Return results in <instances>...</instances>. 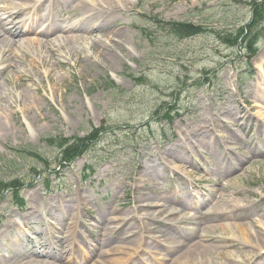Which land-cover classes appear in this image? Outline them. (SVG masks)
<instances>
[{"label":"rangeland","instance_id":"374dc122","mask_svg":"<svg viewBox=\"0 0 264 264\" xmlns=\"http://www.w3.org/2000/svg\"><path fill=\"white\" fill-rule=\"evenodd\" d=\"M259 1L125 0L106 14L111 17L108 25L113 34L106 35L107 39L96 33L89 36L90 42H105L107 51L104 52L114 56L112 61L101 62L100 58L98 65L91 62L84 66L81 59L86 55L82 52L75 65L68 61L51 73L50 81H41L38 93L31 94L36 100L45 96L39 100V117L31 112L32 121L25 122L21 112L16 110L21 123L0 133V180L8 182L11 177L20 178L25 185L20 197L24 205L27 204L26 208H40L51 222L52 218L66 219L60 225L58 222L61 220L55 222L58 229L62 227V232H54L55 229L51 228L54 235L41 238L51 244L61 241L78 214L82 222L78 229L87 236L86 229L93 225L92 217L102 214L107 216L103 217L107 221L106 218L109 220L116 214L126 215V212L133 211L136 199L138 204L160 202L163 191L170 190L169 172L161 162L164 159L170 161L166 164L169 167L174 162L178 163L182 157L180 147L191 139L188 131L201 128V136L207 139L210 129L217 127L213 122L214 113L230 111L228 114H236V102L254 104L264 81V36L255 55L228 48L224 41L235 39L237 27L251 21V4ZM72 2L57 5L55 14H65L70 8H75V2ZM153 17L166 24L183 22L199 25L205 31L193 38L179 39L157 27ZM112 36L117 42L109 39ZM8 65L15 66L9 61ZM6 76L19 77L14 71ZM0 83L10 88L3 76H0ZM256 110L264 116V111L258 106ZM166 115L172 117L170 123L164 119ZM246 119L248 115L243 120L248 124ZM101 126L106 132L89 154L77 160L61 180L53 182L52 187L56 189L51 193L44 192L42 181L34 177L30 169L34 162L28 159L19 169L10 163L13 152L26 146H33L52 161L56 153L42 144L48 136L83 137L92 127ZM259 128L250 135L236 132L239 140L227 136L228 144L232 143L227 144V149L217 144L203 154L205 159L197 158L192 164L199 178L214 176L220 180L231 174L229 163L239 162L241 167L236 165V170L233 169L231 183L226 190L219 192L227 201L234 199L251 205L248 212L236 217V222L256 234L257 227L250 223L253 221L264 226V158L259 156L264 154V134ZM175 147L179 148L176 150ZM110 155L113 157L106 159ZM99 160L102 161L96 165L95 161ZM92 164L96 165L93 173L84 171L85 166ZM152 165L157 169L153 171ZM235 192L239 196H235ZM10 196L6 195L0 202V215L3 216L0 217V228H7L8 218L12 221L23 216L24 211L19 212L12 206ZM137 202L136 206H139ZM22 209L25 210V206ZM114 210L118 211L115 216ZM143 211L139 214L156 217L159 213L155 209ZM38 220L39 217H33L27 224L39 225ZM137 224L132 229H136ZM202 224L200 222L199 228L195 229L197 236L188 239V245L200 246L196 249L204 251L214 264H234L227 259L229 254L243 255V250H251L243 244L225 246L230 232L237 235L240 234L238 230L222 233L218 227L211 229L213 225L209 221ZM12 227V233L0 238V252L2 246L9 245L11 234H16L20 242L25 240L23 229ZM155 228L158 225L153 230ZM204 228L205 231L207 228L210 230L207 235ZM214 236L216 238L212 240ZM116 238L117 241L111 240L106 244L112 251L102 257L108 264H112L111 259L125 260V254L136 251V238L124 234ZM28 244L30 247L35 245L31 241ZM2 256L0 264H15ZM150 257L145 256V261ZM134 258H137L136 254ZM132 259L129 257L127 264ZM98 261L95 253L87 264H99ZM249 263L244 260L242 264Z\"/></svg>","mask_w":264,"mask_h":264},{"label":"bare ground","instance_id":"6f19581e","mask_svg":"<svg viewBox=\"0 0 264 264\" xmlns=\"http://www.w3.org/2000/svg\"><path fill=\"white\" fill-rule=\"evenodd\" d=\"M51 1L59 2L60 0ZM49 2L50 0H0V76H3L5 83L10 86V88L7 89L5 85L0 83V133L10 129L12 125L21 123L20 116L16 110L21 112L22 119L25 122L32 121L31 112L35 114L36 118L39 117L37 114V110L40 107L39 100H43L45 96L36 100L31 94L33 93L36 95L38 93L42 85V80H51V73L55 69H59L61 66L66 65L68 61L73 62L74 65L79 62L80 54L85 47H88L89 50H93L94 48L95 51L93 52L94 57L90 55L83 56L81 61L84 66L91 64L95 59L98 60V63L100 58L101 62L105 60L109 63L112 61V58H114L113 55L104 52L107 51L104 46L105 42H89L90 39L88 36L92 33H96L104 39L106 35H112L113 33L108 25L111 17L104 16V11L108 9L111 10L112 8L115 9L116 5L122 4L125 0H77V12L73 10V12H75L74 17L76 18L74 20H67L66 22L52 20V16L48 11H41ZM35 34L39 39H30L27 37L29 35L35 36ZM116 34L120 35L119 33ZM8 61L15 64L14 68L8 65ZM98 63L94 64L98 65ZM11 71H14L15 74L19 76L18 79L6 76V74ZM81 74H83V70ZM59 81L61 82L62 79L59 78ZM262 95H264V81L261 83L256 96L259 100H262ZM260 110L264 111V108L260 107ZM229 112L230 111H226V114ZM252 116L257 118L259 122L264 123V116H262L259 111L256 110ZM8 120L12 122H8ZM201 132V128H195L188 131L187 134L191 139H194L195 137H202ZM178 148L179 147H175L174 149L177 150ZM180 150H183V147H180ZM240 162L244 163L242 160H240ZM151 168L153 171L157 169L155 165H152ZM234 195L239 196L237 192H235ZM163 201H171L174 204L179 203L177 197L170 194H168ZM242 202L238 203V201L236 202L234 199L226 201L220 210H215L213 213L216 220L219 218L229 219L233 215L229 220L235 221V223L218 225V227L222 232L227 230H238L240 234L235 235L234 232H230L227 240L241 243L245 245V247L251 249L247 251L243 250V255L240 256L229 254L227 259L234 264H242V260L249 262L252 261L253 258H256L255 261L257 264H264V259L262 258L264 256V226L256 222L254 223L253 221L250 223L257 227L258 235V233L256 234V232L252 230L248 231L236 224V217L240 213L250 210V205L245 203L242 204ZM208 203L210 202L205 201L201 205ZM144 208L146 209L147 207L145 206L141 210H144ZM218 211L221 215L217 214ZM37 212V208L33 209L31 207L27 209L25 218L18 222V227L20 228L22 225L27 224V221L33 219ZM40 218H42V215ZM102 218L103 217H98L94 220L95 234H93V237L97 242L93 247L88 245L86 251L78 249L81 253L86 255L93 254L96 252V247H99V250L103 248V253H107L109 249L105 250V248L108 247H106L105 244L108 243L111 233L116 229V234L122 231L124 235L136 233L134 230L124 231L122 227L113 230L110 228L109 224L102 221ZM178 218L180 219L181 217ZM130 220L132 221L134 218ZM157 221L161 222L162 227L171 225V220L166 217L161 219L160 216L157 218ZM11 224L16 225V222L9 221L6 225L7 228L0 230V238H3L6 234L12 233L14 228ZM99 225H101V227H98ZM216 226L217 225H213L211 229H214ZM75 227L76 224L70 227L68 232L70 236L68 234H63L62 241H56L51 244L45 241L44 238H41L47 235H51L50 237L54 235L51 227L43 224L40 228L35 230L34 235H37V239L40 241H37V239L31 240V243L35 241L33 247H30V244H28L30 243L29 239L25 238L23 242H20V238L16 234H11L9 245L2 246L0 255H3L2 258H7L4 260L15 262V264H72L67 258L69 252L73 250V248H76L75 244L77 242H87L79 233H76ZM96 234L103 235L105 238L101 239ZM70 237L71 243H69ZM133 237L135 236L133 235ZM105 239L108 240L105 242ZM168 240L170 242H175L177 237L173 233V236ZM137 241L139 242L138 238ZM151 241L156 242L157 239ZM180 242L182 245L186 246L185 241ZM226 245L227 243L225 246ZM198 247L200 246L193 247V249H184L181 255V257H183L174 260L173 264H214V260L210 259L204 251L196 249ZM134 253L135 252L126 255L127 258L133 257L130 264L140 261L138 257L134 258ZM141 253L145 254L146 252L141 251ZM101 255L102 254H100V256ZM41 258H43L42 262L40 261ZM110 261L112 264H125L123 263L124 260L121 259H111Z\"/></svg>","mask_w":264,"mask_h":264},{"label":"trees","instance_id":"16d2710c","mask_svg":"<svg viewBox=\"0 0 264 264\" xmlns=\"http://www.w3.org/2000/svg\"><path fill=\"white\" fill-rule=\"evenodd\" d=\"M253 17H252V24L247 25L246 27H241L235 39L232 42L224 41L227 43L228 46L232 47L237 44L240 40V45L246 43L245 47L249 50L250 53H253V44L259 34L257 29L261 24V20L264 17V0H261V3H253ZM158 27H160L163 31H168L170 34L178 37V38H187L200 35L204 32L203 28L198 25H192L189 23H178V22H171L169 24H163L157 22ZM161 30V31H162ZM104 133V129H92L90 134H88L84 138L74 137L72 139H65L62 137L59 138H48L44 141L45 145L56 152V160H59V165L64 167L72 160L80 157L81 155L88 152L89 148L98 141L99 136ZM28 156L34 158L37 163H43L47 167V163L44 162L45 160L41 158L37 153H28ZM43 167V166H42ZM39 168H33L36 170L35 175L38 174L40 171H46L44 167L42 170ZM0 197L4 194L5 190L11 189L16 190L18 187V181H12L10 184H4L3 181L0 182Z\"/></svg>","mask_w":264,"mask_h":264}]
</instances>
